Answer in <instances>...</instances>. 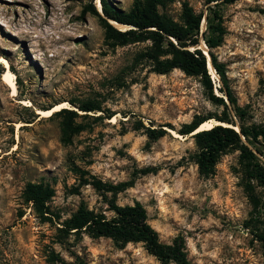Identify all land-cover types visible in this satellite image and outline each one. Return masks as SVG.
<instances>
[{"label":"rangeland","instance_id":"374dc122","mask_svg":"<svg viewBox=\"0 0 264 264\" xmlns=\"http://www.w3.org/2000/svg\"><path fill=\"white\" fill-rule=\"evenodd\" d=\"M106 1L127 12L135 0ZM184 1L196 13L206 11L205 0H176L164 13L180 22ZM218 9L225 35L213 53L241 116L231 119L262 124L264 0ZM93 10L101 14L99 0H0V57L17 85L13 96L0 66V264H163L142 244L116 247L85 235L59 243V223L81 203L105 210L93 181L132 182L114 195L116 203L139 202L161 243L183 239L190 264H264V186L253 182L255 202L247 196L235 146L221 155L213 175L201 176L193 138L178 133L195 118L218 124L214 116L223 115V105L210 100L199 77L178 69L153 73L145 56L149 41H105ZM200 48L208 58L202 41ZM61 103L77 115L38 114ZM147 130L165 134L149 140ZM253 145L264 153L260 139ZM28 184L51 190L46 219L27 201Z\"/></svg>","mask_w":264,"mask_h":264},{"label":"trees","instance_id":"16d2710c","mask_svg":"<svg viewBox=\"0 0 264 264\" xmlns=\"http://www.w3.org/2000/svg\"><path fill=\"white\" fill-rule=\"evenodd\" d=\"M174 1L176 0H135L130 10L123 12L110 6L106 0H99L101 14L95 10L93 13L102 22L105 41L111 42V45L124 46L149 41L151 47L145 56L152 63L153 73L165 75L178 69L188 76L200 78L210 100L224 107L223 115L214 116L215 120L232 127L218 124L208 130L196 132L211 117L195 118L190 123L183 124L178 133L193 138L197 148L194 155L195 164L198 173L204 177L213 175L221 155L235 146L240 152L239 163L243 168L244 190L255 202L253 182L264 186V153L258 150L253 142L260 139L264 145V123L246 126L231 119V116L241 119L239 108L231 89L224 82V66L217 61L213 53V50L222 44L225 35L218 8L237 0H205L206 11L202 13H196L189 3L184 1L181 3L180 22L174 21L164 13L167 5ZM109 20L130 29L121 31L110 24ZM203 20L206 23L204 29ZM201 41L208 49L210 63L217 78L219 77L218 81L212 80L208 58L200 48ZM214 90L221 96L215 95ZM223 97L229 104L224 102ZM79 109L83 112L94 110L91 106ZM57 114L77 115L73 110L64 108L50 117ZM235 127L238 128L237 131ZM164 134V130H147L146 136L149 140H157ZM150 172L149 169L141 170L143 175ZM90 184L101 193L106 205L105 210H91L81 203L69 218L59 223V243L65 244L71 236L77 235H85L91 239L108 238L116 247H124L130 243L142 244L149 255L163 264H190L183 239L177 238L171 245L161 243L158 232L148 223L146 210L139 202L124 206L116 203L114 195L130 187L132 182L115 186L100 181ZM25 195L27 201L33 204L36 213L46 219V214H49L46 202L52 196L51 190L42 184H28ZM260 241L264 244V236H260ZM61 264L65 262L61 261ZM78 264L85 263L79 261Z\"/></svg>","mask_w":264,"mask_h":264},{"label":"bare ground","instance_id":"6f19581e","mask_svg":"<svg viewBox=\"0 0 264 264\" xmlns=\"http://www.w3.org/2000/svg\"><path fill=\"white\" fill-rule=\"evenodd\" d=\"M122 29H123V27H122ZM0 66H4L6 68V72L3 75V81L10 87V89L12 91V95L16 96V93H17L16 86L17 85L15 84V81H14V75L10 71L11 66L9 65V62L6 59L0 57ZM67 104L61 103L59 105H56V106L50 108L49 110H38V114L41 115L42 117H50L55 112H58L61 109L67 108ZM210 124H211V122L210 123L206 122V123L202 124L196 132H199L202 130H208V129L212 128L213 126H211ZM218 124H220V123H218ZM218 124L216 123V125H218Z\"/></svg>","mask_w":264,"mask_h":264},{"label":"water","instance_id":"95a60500","mask_svg":"<svg viewBox=\"0 0 264 264\" xmlns=\"http://www.w3.org/2000/svg\"><path fill=\"white\" fill-rule=\"evenodd\" d=\"M110 24H112L111 22H109ZM125 27V30H127V29H130L129 27H126V26H123V25H118V24H116V28L118 29V27ZM121 31H124V30H121ZM208 67H209V69H212V66H211V63H210V58H209V56H208ZM213 70V69H212ZM55 106V105H54ZM50 109V108H49ZM237 131V130H236ZM191 135H193V134H191Z\"/></svg>","mask_w":264,"mask_h":264},{"label":"built area","instance_id":"2783aa9c","mask_svg":"<svg viewBox=\"0 0 264 264\" xmlns=\"http://www.w3.org/2000/svg\"><path fill=\"white\" fill-rule=\"evenodd\" d=\"M210 73H211V72H210ZM211 76H212V80H213V81H214V80L218 81V78H217V75L215 74V72H214V74H212Z\"/></svg>","mask_w":264,"mask_h":264}]
</instances>
